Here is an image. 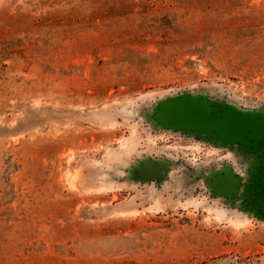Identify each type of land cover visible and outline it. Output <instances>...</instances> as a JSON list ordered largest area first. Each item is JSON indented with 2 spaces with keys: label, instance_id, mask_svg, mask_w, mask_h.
I'll return each instance as SVG.
<instances>
[{
  "label": "rangeland",
  "instance_id": "1",
  "mask_svg": "<svg viewBox=\"0 0 264 264\" xmlns=\"http://www.w3.org/2000/svg\"><path fill=\"white\" fill-rule=\"evenodd\" d=\"M182 94L264 112V0H0V264H264V210L205 181L262 160L160 127Z\"/></svg>",
  "mask_w": 264,
  "mask_h": 264
},
{
  "label": "water",
  "instance_id": "2",
  "mask_svg": "<svg viewBox=\"0 0 264 264\" xmlns=\"http://www.w3.org/2000/svg\"><path fill=\"white\" fill-rule=\"evenodd\" d=\"M154 118L162 128L210 138L224 146H237L263 160L245 182L231 168L210 173L205 181L215 195L232 197L241 187V194L248 195L264 210V112L182 94L161 100L155 106ZM168 169L169 163L161 159L144 158L133 165L130 178L160 180Z\"/></svg>",
  "mask_w": 264,
  "mask_h": 264
},
{
  "label": "flooded vegetation",
  "instance_id": "3",
  "mask_svg": "<svg viewBox=\"0 0 264 264\" xmlns=\"http://www.w3.org/2000/svg\"><path fill=\"white\" fill-rule=\"evenodd\" d=\"M263 161V160H262Z\"/></svg>",
  "mask_w": 264,
  "mask_h": 264
}]
</instances>
